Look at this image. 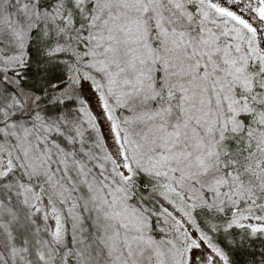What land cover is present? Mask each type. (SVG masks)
I'll use <instances>...</instances> for the list:
<instances>
[{"label": "snow or ice", "instance_id": "6c2138e0", "mask_svg": "<svg viewBox=\"0 0 264 264\" xmlns=\"http://www.w3.org/2000/svg\"><path fill=\"white\" fill-rule=\"evenodd\" d=\"M0 264H264V0H0Z\"/></svg>", "mask_w": 264, "mask_h": 264}]
</instances>
